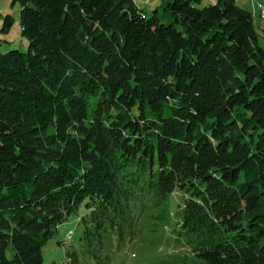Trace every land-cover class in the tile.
<instances>
[{"label":"trees","instance_id":"1","mask_svg":"<svg viewBox=\"0 0 264 264\" xmlns=\"http://www.w3.org/2000/svg\"><path fill=\"white\" fill-rule=\"evenodd\" d=\"M14 1L27 52L0 41V264H43L81 209L65 264H125L137 236L134 264H264L253 14L236 0H159L151 13L136 0ZM178 191L185 250L164 254Z\"/></svg>","mask_w":264,"mask_h":264},{"label":"rangeland","instance_id":"2","mask_svg":"<svg viewBox=\"0 0 264 264\" xmlns=\"http://www.w3.org/2000/svg\"><path fill=\"white\" fill-rule=\"evenodd\" d=\"M212 1V2H211ZM138 5L145 11L151 13L156 8L161 7V2L159 0H136ZM217 0H203V6L207 4H216ZM238 6L254 15L257 13V17H254V24L257 28V31L260 35L259 42L260 45L264 47V0H246L244 4L237 2ZM22 5L20 2H15L14 0H0V30L4 27V23L7 16H11L14 20V24L9 32L2 33L0 32V41L2 47L5 51L10 50H20L21 52H27V42L22 36L21 33V16ZM262 15V16H261ZM181 192H176L170 201V209L173 215V219L169 225V229L164 232H160L161 239L164 240V243L161 245L160 251L164 254H174V253H183L184 248L176 241L174 235V228L176 227V220L178 219V204L181 201ZM84 213V209H81L78 215H73L69 220L60 226L58 235L50 240L43 247V264H65L67 253L73 250H81V241L80 236L82 233L83 226L81 223L77 225L79 217ZM73 231L74 236L69 241L67 234ZM149 236L144 238L143 246L146 245V241L149 240ZM142 240V239H141ZM146 240V241H145ZM139 236L136 240L130 251L125 254L126 263L125 264H134V253L138 255H143L142 251L144 248L141 247ZM167 243V245L165 244ZM137 247V248H136ZM136 248V249H135ZM134 250V251H132ZM82 264H89L85 260L82 261Z\"/></svg>","mask_w":264,"mask_h":264},{"label":"bare ground","instance_id":"3","mask_svg":"<svg viewBox=\"0 0 264 264\" xmlns=\"http://www.w3.org/2000/svg\"><path fill=\"white\" fill-rule=\"evenodd\" d=\"M263 18H264V12H263ZM73 236H74L73 231H70V232L67 234V238H68V240H71Z\"/></svg>","mask_w":264,"mask_h":264},{"label":"crops","instance_id":"4","mask_svg":"<svg viewBox=\"0 0 264 264\" xmlns=\"http://www.w3.org/2000/svg\"><path fill=\"white\" fill-rule=\"evenodd\" d=\"M237 2H239V3H242V4H244L245 2H246V0H236ZM212 2V1H211ZM239 6H240V4H239ZM262 16V15H261ZM254 17H257V13H256V15H254L253 16V18ZM263 18V17H262Z\"/></svg>","mask_w":264,"mask_h":264}]
</instances>
